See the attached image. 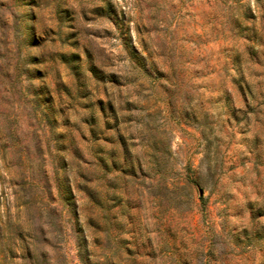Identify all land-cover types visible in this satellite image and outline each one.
Listing matches in <instances>:
<instances>
[{
    "label": "rangeland",
    "instance_id": "obj_1",
    "mask_svg": "<svg viewBox=\"0 0 264 264\" xmlns=\"http://www.w3.org/2000/svg\"><path fill=\"white\" fill-rule=\"evenodd\" d=\"M0 264H264V0H0Z\"/></svg>",
    "mask_w": 264,
    "mask_h": 264
}]
</instances>
